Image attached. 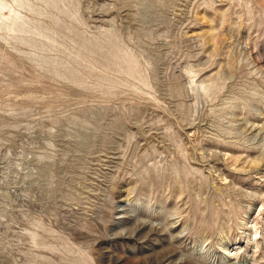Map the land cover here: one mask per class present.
<instances>
[{"label": "rangeland", "instance_id": "374dc122", "mask_svg": "<svg viewBox=\"0 0 264 264\" xmlns=\"http://www.w3.org/2000/svg\"><path fill=\"white\" fill-rule=\"evenodd\" d=\"M0 264H264V0H0Z\"/></svg>", "mask_w": 264, "mask_h": 264}]
</instances>
